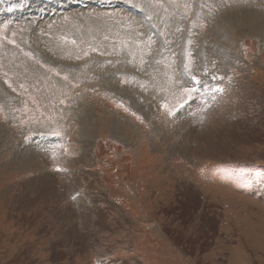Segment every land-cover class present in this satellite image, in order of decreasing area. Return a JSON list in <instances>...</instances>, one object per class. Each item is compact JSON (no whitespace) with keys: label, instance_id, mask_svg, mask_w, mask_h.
Wrapping results in <instances>:
<instances>
[{"label":"rangeland","instance_id":"obj_1","mask_svg":"<svg viewBox=\"0 0 264 264\" xmlns=\"http://www.w3.org/2000/svg\"><path fill=\"white\" fill-rule=\"evenodd\" d=\"M226 11L264 0H0V264H264V31Z\"/></svg>","mask_w":264,"mask_h":264},{"label":"bare ground","instance_id":"obj_2","mask_svg":"<svg viewBox=\"0 0 264 264\" xmlns=\"http://www.w3.org/2000/svg\"><path fill=\"white\" fill-rule=\"evenodd\" d=\"M258 6H260V4H258ZM237 13L238 12L226 11L223 15L219 17V19L216 21V24L223 22L224 24L228 25V24H232V22L234 21H238L242 24L248 25L253 30H258V31L263 30L264 31V13L263 12L253 11L251 13H245V15H238ZM152 70H155V69H152ZM89 121L90 119L80 120L81 127L79 131V136L84 137L87 134L86 131H87L88 125H90Z\"/></svg>","mask_w":264,"mask_h":264}]
</instances>
